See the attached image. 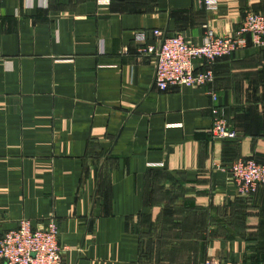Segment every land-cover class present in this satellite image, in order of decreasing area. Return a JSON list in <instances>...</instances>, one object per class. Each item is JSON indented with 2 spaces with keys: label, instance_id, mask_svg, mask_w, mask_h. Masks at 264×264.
Wrapping results in <instances>:
<instances>
[{
  "label": "crops",
  "instance_id": "1",
  "mask_svg": "<svg viewBox=\"0 0 264 264\" xmlns=\"http://www.w3.org/2000/svg\"><path fill=\"white\" fill-rule=\"evenodd\" d=\"M248 11L264 0H0V237L52 217L62 264H264V186L241 195L228 169L264 164V44L166 90L144 51L154 29L201 44Z\"/></svg>",
  "mask_w": 264,
  "mask_h": 264
},
{
  "label": "built area",
  "instance_id": "2",
  "mask_svg": "<svg viewBox=\"0 0 264 264\" xmlns=\"http://www.w3.org/2000/svg\"><path fill=\"white\" fill-rule=\"evenodd\" d=\"M104 2L108 0H98ZM205 10H215L218 0H201ZM201 44L187 42L178 33L164 35L160 29L152 34L160 37L157 45L146 46L144 51L154 57V86L159 90L178 86H201L214 79L210 65L220 57L228 56L246 46L250 34L256 46L264 44V15L248 11L240 25L229 34H216L207 23L203 24ZM144 31L135 32L134 38L142 41ZM205 67H197L200 62ZM212 100L217 96L208 92ZM211 130L214 138L225 136L227 122L216 106L211 108ZM229 172L241 195H250L264 186V164L254 158H238L229 166ZM58 225L49 217L40 227H35L26 218L19 219L15 228L0 237V259L5 264H62L63 247L59 242ZM203 264H220L215 259H205Z\"/></svg>",
  "mask_w": 264,
  "mask_h": 264
},
{
  "label": "trees",
  "instance_id": "3",
  "mask_svg": "<svg viewBox=\"0 0 264 264\" xmlns=\"http://www.w3.org/2000/svg\"><path fill=\"white\" fill-rule=\"evenodd\" d=\"M218 59V58H217Z\"/></svg>",
  "mask_w": 264,
  "mask_h": 264
}]
</instances>
